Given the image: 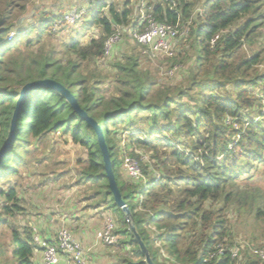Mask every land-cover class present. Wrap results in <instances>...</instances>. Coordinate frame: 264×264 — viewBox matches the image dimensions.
<instances>
[{
    "label": "trees",
    "instance_id": "1",
    "mask_svg": "<svg viewBox=\"0 0 264 264\" xmlns=\"http://www.w3.org/2000/svg\"><path fill=\"white\" fill-rule=\"evenodd\" d=\"M24 1L0 0V148L22 88L38 80H55L101 126L116 185L154 264H264L246 245L239 257L232 258L234 221L229 215L235 207L238 215L243 212L264 221V190L241 189L247 176L264 164V102L259 98L264 93V72L259 69L264 48L251 53L263 36L264 0H144L145 8L150 7L146 13L158 23L187 28L174 43L173 56L159 55L167 58L171 69L176 68L178 73L173 75L179 74L183 80L172 88L144 71L140 53L147 48L134 39L143 52H136L135 46L129 55H116L121 43L129 45L122 36L111 48L116 93L109 98L97 82L82 78L78 71L82 64L107 59L106 44L118 31L127 37L144 30L146 24L139 23L144 10L134 22L129 1L108 4L97 0L90 6L84 0L92 13L86 15L89 21L84 30L97 28L99 34L88 44L72 37L65 52L76 58L64 63L56 48L38 46L35 50L45 35H53L51 25L62 20L63 14L56 9L37 12L39 26H28L25 34L7 41L14 15L25 12ZM52 16L53 22L48 20ZM67 26L64 22L60 29ZM30 35L36 38L27 40L26 50L19 49L18 44ZM98 76L105 79L109 75ZM185 82L187 88L179 87ZM252 115L259 120L251 119ZM142 121L150 122L151 128L140 129ZM57 132L70 134L75 143L87 148L88 162L83 164L79 181L98 185L97 195L120 224L115 230L120 247L132 246L134 254L144 260L124 213L113 200L95 132L57 92L36 89L21 104L14 120L13 142L0 160V182L18 173L17 167L23 164L20 149L30 144L29 137L39 140ZM120 133L129 137L133 147L151 154L160 178L143 165L147 183L135 186L123 180L117 145ZM128 155L141 163L134 151ZM0 196L8 203L0 205L1 226L6 216L21 209L14 188L0 190ZM13 241V261L8 264H36L35 257L41 252L33 232L22 238L15 230ZM248 244L264 249L255 240ZM219 246L226 249L225 255L209 259ZM3 255L0 248V257Z\"/></svg>",
    "mask_w": 264,
    "mask_h": 264
},
{
    "label": "rangeland",
    "instance_id": "2",
    "mask_svg": "<svg viewBox=\"0 0 264 264\" xmlns=\"http://www.w3.org/2000/svg\"><path fill=\"white\" fill-rule=\"evenodd\" d=\"M75 1L76 0H25V12H18L14 15V27L7 36V41H11L14 37L16 38L19 33L25 34L28 26H39L35 19V14H37V12L53 13L56 9L63 14L62 16L64 18V15L71 11V9H78L85 5L84 0H80L79 2L77 0L78 3ZM125 1L130 2L129 7L132 11L131 21H136L140 10H144L145 13L150 11V7L145 8L144 0H107V3L121 4ZM196 12L197 11H195L194 14ZM51 18H53V16L48 20L52 21ZM88 18L89 17L86 16L83 17L73 26L66 22L68 26L64 30L60 29L64 22L60 23L59 20H57L51 25V30L49 27L47 29L50 30L53 35H45L35 50H37L38 46H45L44 48L46 50L56 48L58 59L64 61V63L71 58L74 60L76 58L75 56H71L65 52V44L69 43L72 37L80 38L82 43L88 44L91 39L99 34L97 28H92L88 31L84 30V26H86L89 21ZM185 30L187 32V28ZM185 30L183 28L181 29L179 26L180 34ZM261 30L263 36L260 38L258 44L253 47L251 53L264 48V25ZM118 33L120 34V40H122L123 36L125 40L123 41L129 45L125 46L120 42L122 45L120 44L116 55L119 57L125 56L126 54L129 55L130 50H132L136 44L130 34L127 35V37H124L121 31H118ZM31 36L32 35L26 37L18 44L19 49L26 50L27 40L29 38L31 40L36 38L34 35ZM137 50L138 51L136 52L144 51L140 46L137 47ZM110 53L111 51L106 52V54L109 55ZM140 54L142 55L141 68L144 71L150 72L160 84H165L166 86H169L167 84H171L173 86L172 88H174L175 86H178L176 84L182 82L183 78L179 74L173 75L177 70L176 68L171 69L167 62V58L164 56L153 57L147 52ZM109 55L107 59H104L101 62L98 61L97 64H82L81 69L78 71L82 78L87 77L91 82H97L101 88V93L107 98L116 93L114 76L116 71H114L111 66L114 59L112 58V54ZM188 63H191V61ZM259 69L261 72H264V58ZM100 74L102 77L109 76L105 79L98 78V75ZM175 76L176 80H172V77ZM179 87H182L183 89L187 88L188 85L185 82ZM155 90L156 89L152 90V94L155 93ZM259 98H262V102H264V93H262ZM176 102H178V100H176ZM184 102H186V100H184ZM145 117L147 118L148 115ZM250 118L255 119L256 121L259 120L256 115H252ZM150 128V122L142 121L140 123V129ZM111 130L115 131V128H111ZM117 136V145H119L122 158L121 174L125 182L135 186H140L144 182L147 183L149 178L143 173V165L150 167L153 172V177L160 178V172L157 171L154 166L156 161L154 162L152 160L151 154L146 153L142 149L133 147L126 134L120 133ZM29 140L30 144L23 145L20 149L21 155L23 156V164L17 167L16 172L18 173L13 174L0 182V190L7 192L9 189L14 188L18 191L20 199L19 208L21 209L20 211L14 212V215L6 216V222L0 226V248L4 250V255L0 257V262L2 264H8L11 263V260L13 261V238L15 230H18L22 238H27L28 235H32L33 228H36L39 231L42 238L56 237L55 231H57L56 229L58 225L53 224V229H49L51 226H49L45 220V214L51 213L55 210L56 206L59 207L62 214L72 217V220L70 219L72 222L71 225H76L73 218H77V215L80 213L86 215L87 220L89 218L88 214L95 213L92 220L89 218L87 222L91 220L92 223L94 222L97 225L100 224L99 232L111 223L113 226L112 233L118 239L115 234L116 224L117 226L119 224L117 217L114 216L112 210L105 207L101 196L97 195L98 185L91 182L79 181V173L83 166L87 165L88 162L89 151L87 148L79 143H75L70 134H64L62 132L50 133L39 140L29 137ZM133 151L141 157V163L134 157L128 155V153ZM80 162H82V164ZM131 165L138 170L140 177L133 178L128 173L127 166ZM247 178L248 179L243 182L241 189L264 190V164L259 165L258 171L251 177L247 176ZM7 204L8 203H6L3 197L0 196V205L4 206ZM229 215L234 221L233 228L235 245L240 244V242L242 244H251V242L255 240L257 244L256 246L264 247L263 220L257 221L252 216L244 214L243 212L241 215H238L235 207L231 208ZM69 231L71 232L70 229ZM119 243L118 239L117 246L105 245L104 243H102V245L106 248L118 249L117 247H120ZM133 250L134 248L130 249V253ZM143 262H145V260ZM35 263H41V255H36Z\"/></svg>",
    "mask_w": 264,
    "mask_h": 264
},
{
    "label": "built area",
    "instance_id": "3",
    "mask_svg": "<svg viewBox=\"0 0 264 264\" xmlns=\"http://www.w3.org/2000/svg\"><path fill=\"white\" fill-rule=\"evenodd\" d=\"M96 2V0H89V5L93 6ZM89 5L78 9H71V11L64 15V18L62 17V21L59 20V22H68L71 26L75 25L87 14L92 15V13H90L91 8ZM139 20L141 26L146 24L145 29L136 30L131 36L138 44L147 48L145 52H150L149 54L153 57L159 55H165L166 57L173 56L174 43L180 36L178 25L172 26L160 24L151 14L145 12L141 13ZM120 39L119 33H116L111 37L106 44V52L111 51L112 45L120 41ZM127 167L129 171L128 173L133 178L140 177V173L135 167L132 165ZM112 229V224H108L106 228L98 233V238L105 245L117 246L118 239L112 233ZM33 234L35 244L41 252V264H89L82 244L74 238L68 229L62 228L58 230L56 237L51 239V241H56V244L54 245L49 243L50 241H48L47 238H42L36 228H33ZM244 245L250 248V252L253 256L264 262V249L258 247L253 248L248 243H240V245L236 244L231 248L230 253L232 258L239 257L241 247ZM225 251L226 249L224 247L219 246L217 250L210 254L209 259L222 257L225 255Z\"/></svg>",
    "mask_w": 264,
    "mask_h": 264
},
{
    "label": "water",
    "instance_id": "4",
    "mask_svg": "<svg viewBox=\"0 0 264 264\" xmlns=\"http://www.w3.org/2000/svg\"><path fill=\"white\" fill-rule=\"evenodd\" d=\"M36 89H50L60 94L71 105V107L78 114V116L82 120H84L90 128L93 129V131L97 136V141L102 154L105 177L108 181V185L110 188V192L113 196V200L115 204L118 206V208L121 209V211L124 213L126 221L129 225V230L132 232L133 236L135 237L139 249L141 250L142 254L145 257V262L147 264H154L146 249L144 242L141 240V238L139 237L138 233L136 232L132 224V217L128 209V206L126 202L123 200L122 195L116 185V181L114 179V174L112 169V163L110 161L109 152L105 143V137L102 132L101 126L94 119L89 117L88 114L83 109L80 108L75 96L70 92L69 89H67L61 83L52 79H43V80L30 82L22 88L20 92V96L16 102L15 111L11 117L9 131L6 140L3 146L0 148V160L4 157L7 148L13 142L14 120L18 109L20 108L21 104L27 99L28 95Z\"/></svg>",
    "mask_w": 264,
    "mask_h": 264
},
{
    "label": "crops",
    "instance_id": "5",
    "mask_svg": "<svg viewBox=\"0 0 264 264\" xmlns=\"http://www.w3.org/2000/svg\"><path fill=\"white\" fill-rule=\"evenodd\" d=\"M75 2L77 3V0ZM83 6L88 5L85 4ZM60 211L61 210L59 209V207L56 206L55 210H53L51 213L45 214V220L48 225L51 226V228L49 229H53V224L58 225L55 234L59 229H70L74 238L82 244L89 264H127L129 261L138 263L145 260L136 256L134 254V250L130 253V249L133 248L132 246L126 247L127 250L126 248L122 247H117L118 249H110L104 247L101 240L98 238L100 224L97 225L96 223H92L91 221L95 213L88 214V217L91 219L89 222H87L89 218L87 220V216L80 213L79 215H77V218H73V220L76 222V225H71L72 222L70 221V219L72 220V217L65 216ZM46 238L54 239L55 237Z\"/></svg>",
    "mask_w": 264,
    "mask_h": 264
}]
</instances>
